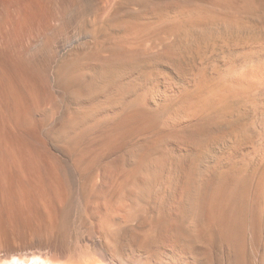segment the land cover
I'll use <instances>...</instances> for the list:
<instances>
[{
  "label": "bare ground",
  "instance_id": "1",
  "mask_svg": "<svg viewBox=\"0 0 264 264\" xmlns=\"http://www.w3.org/2000/svg\"><path fill=\"white\" fill-rule=\"evenodd\" d=\"M0 264H264V0H0Z\"/></svg>",
  "mask_w": 264,
  "mask_h": 264
},
{
  "label": "rangeland",
  "instance_id": "2",
  "mask_svg": "<svg viewBox=\"0 0 264 264\" xmlns=\"http://www.w3.org/2000/svg\"><path fill=\"white\" fill-rule=\"evenodd\" d=\"M243 77L236 78L231 84H233L235 87L241 88L243 90H249L251 85L245 81V79H241ZM249 87V88H247Z\"/></svg>",
  "mask_w": 264,
  "mask_h": 264
}]
</instances>
